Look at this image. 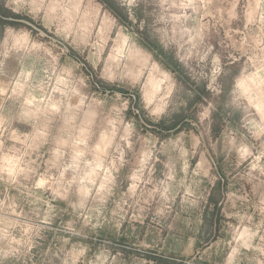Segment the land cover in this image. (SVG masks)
<instances>
[{"label": "rangeland", "instance_id": "1", "mask_svg": "<svg viewBox=\"0 0 264 264\" xmlns=\"http://www.w3.org/2000/svg\"><path fill=\"white\" fill-rule=\"evenodd\" d=\"M0 264H264V0H0Z\"/></svg>", "mask_w": 264, "mask_h": 264}]
</instances>
